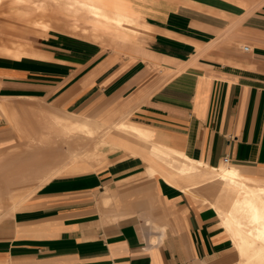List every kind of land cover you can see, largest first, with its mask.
<instances>
[{
  "label": "crops",
  "instance_id": "obj_1",
  "mask_svg": "<svg viewBox=\"0 0 264 264\" xmlns=\"http://www.w3.org/2000/svg\"><path fill=\"white\" fill-rule=\"evenodd\" d=\"M24 6L12 5L37 41L0 54V109L13 118L0 113V150L25 156L0 171V191L55 174L41 156L64 153L63 127L73 158L89 159L95 143L106 158L14 209L2 200L0 264H239L217 211L184 189L164 152L264 181V0ZM39 134L42 150L21 152Z\"/></svg>",
  "mask_w": 264,
  "mask_h": 264
},
{
  "label": "bare ground",
  "instance_id": "obj_2",
  "mask_svg": "<svg viewBox=\"0 0 264 264\" xmlns=\"http://www.w3.org/2000/svg\"><path fill=\"white\" fill-rule=\"evenodd\" d=\"M152 140L150 133L144 134L151 150ZM164 153V163L174 174L187 177L184 189L217 211L240 249L239 264H264V181L249 178L235 166L216 168L179 151Z\"/></svg>",
  "mask_w": 264,
  "mask_h": 264
},
{
  "label": "rangeland",
  "instance_id": "obj_3",
  "mask_svg": "<svg viewBox=\"0 0 264 264\" xmlns=\"http://www.w3.org/2000/svg\"><path fill=\"white\" fill-rule=\"evenodd\" d=\"M45 1L47 0H0V54L7 55L13 51H16L17 49H24L26 39H29V40L31 39L33 43L37 41L32 36H30L28 32H26V31H30L36 28L35 26L31 24V22H29V20L31 19L23 18L19 16L18 12L15 9H13L12 5L17 3V5L23 10L26 7H28L24 5H30L33 3L40 4V2H45ZM15 45H19L20 48L14 49L13 47H15ZM2 99H7V98H0V101H2ZM40 107H41V104L36 103L31 109L33 110V112L41 113ZM4 111L5 113L3 114L2 110L0 109V113L3 114L7 118L8 121H10V119L12 121L13 118L9 115L10 113L8 109L4 108ZM54 114H57V113H54ZM66 124H64V126H66ZM69 134H70L69 130L63 127V134L60 132L57 138L60 139L62 138L61 136H63L62 141L66 145V149L64 153H61L58 157L54 158V161H48V158L50 156H41L43 157L42 161L43 160L46 161L45 163H43L44 167L56 168L55 174H53L48 180H46V182L57 175L71 174V173H75L78 171L90 170V168L94 169L95 164L101 163L106 158L105 152H104L105 158H102L104 156H101V154H96L97 149L95 150L93 149L96 143L93 144L94 146H91L89 148V152H90L89 159L83 158V157H82L83 159L73 158L74 154H71V148L66 141V137ZM79 134L81 135L80 136L81 138L83 137L85 138L88 136V132L86 131L78 132L77 136H79ZM92 134L97 137V131L95 129L92 132ZM37 138L38 139H33V140L31 139L32 141L29 140L27 144L28 149H22L21 152L24 153L26 151L27 154H30V152H33V151H41L44 146L37 147L38 144L36 142L37 141L45 142L46 141L45 139L47 138V136L43 134H39ZM22 139L23 140L25 139L24 135H22ZM106 140L110 142L109 139H106ZM24 147L25 146H23V148ZM99 149L103 151L102 147ZM24 156L25 155H20V154L19 155H15V154L9 155L8 150H2V151L0 150V171H3L8 166H11L10 164H12L13 160L19 159ZM33 166L38 168L40 167V164L38 162H35ZM41 185L37 186L36 183L35 184L26 183L20 186L12 187V189L8 191L7 193L8 195L0 191V208H4V209L7 208L6 205H4V203L1 202L2 200L4 201L11 200V202L15 204L13 209L16 208V206H18L19 204L21 205L22 202H24L27 197H29L35 191H37V189H39ZM9 210H11V212L13 211L11 208H9ZM7 216H8V210L6 211V214L0 215V221Z\"/></svg>",
  "mask_w": 264,
  "mask_h": 264
},
{
  "label": "built area",
  "instance_id": "obj_4",
  "mask_svg": "<svg viewBox=\"0 0 264 264\" xmlns=\"http://www.w3.org/2000/svg\"><path fill=\"white\" fill-rule=\"evenodd\" d=\"M244 50L248 51L249 50V46L248 45L244 46Z\"/></svg>",
  "mask_w": 264,
  "mask_h": 264
}]
</instances>
